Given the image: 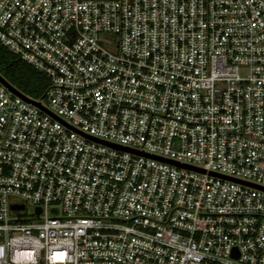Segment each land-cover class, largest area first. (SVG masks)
I'll return each mask as SVG.
<instances>
[{"label": "built area", "instance_id": "obj_1", "mask_svg": "<svg viewBox=\"0 0 264 264\" xmlns=\"http://www.w3.org/2000/svg\"><path fill=\"white\" fill-rule=\"evenodd\" d=\"M0 47L49 81L0 80V264H264V0H0Z\"/></svg>", "mask_w": 264, "mask_h": 264}, {"label": "trees", "instance_id": "obj_2", "mask_svg": "<svg viewBox=\"0 0 264 264\" xmlns=\"http://www.w3.org/2000/svg\"><path fill=\"white\" fill-rule=\"evenodd\" d=\"M22 94L33 100H43L49 86L48 79L17 55L0 47V73Z\"/></svg>", "mask_w": 264, "mask_h": 264}, {"label": "water", "instance_id": "obj_3", "mask_svg": "<svg viewBox=\"0 0 264 264\" xmlns=\"http://www.w3.org/2000/svg\"><path fill=\"white\" fill-rule=\"evenodd\" d=\"M0 80H1V82L9 89V90H11L12 92H14L15 94H17V95H20V96H22L24 99H26L28 102H31V103H33V104H35L36 106H38V107H40V108H42V109H44L43 107H42V105L39 103V102H37V101H35V100H33V99H30L29 97H27L26 95H24V94H22L21 92H19L17 89H15L12 85H10L4 78H2L1 76H0ZM121 149H124V148H122V147H120ZM239 180H237V182H238ZM239 182H243V181H239ZM254 187H256L255 185H253ZM24 208V205H11L10 206V209L11 210H13V211H16V210H21V209H23ZM39 211H40V209L38 208V207H36L35 208V212H36V214H38L39 213Z\"/></svg>", "mask_w": 264, "mask_h": 264}, {"label": "rangeland", "instance_id": "obj_4", "mask_svg": "<svg viewBox=\"0 0 264 264\" xmlns=\"http://www.w3.org/2000/svg\"><path fill=\"white\" fill-rule=\"evenodd\" d=\"M108 40H109V42H111L112 40H113V36H107L106 37ZM1 74H3V72H1ZM4 75V74H3ZM24 211H26V212H28V213H32V211H33V207H27L25 210H23L22 212H24Z\"/></svg>", "mask_w": 264, "mask_h": 264}]
</instances>
